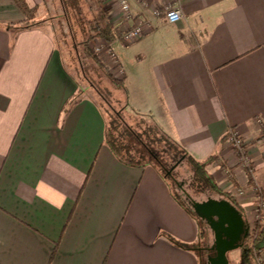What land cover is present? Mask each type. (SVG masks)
I'll use <instances>...</instances> for the list:
<instances>
[{"label": "crops", "instance_id": "1", "mask_svg": "<svg viewBox=\"0 0 264 264\" xmlns=\"http://www.w3.org/2000/svg\"><path fill=\"white\" fill-rule=\"evenodd\" d=\"M128 2L126 20L120 0H106L109 20L120 30L142 22L143 36L118 37L117 62L100 58L124 78L132 110L194 159L217 156L207 171L224 192L248 188L235 200L250 217L258 194L230 133L243 140L255 186L264 187V0ZM169 5L185 19L155 15ZM24 17L14 0H0V264H201L197 250L168 239L196 244L200 229L159 170L118 160L90 98L62 113L78 83L51 32L6 28ZM118 42L138 44L149 60L134 71L116 54Z\"/></svg>", "mask_w": 264, "mask_h": 264}, {"label": "trees", "instance_id": "2", "mask_svg": "<svg viewBox=\"0 0 264 264\" xmlns=\"http://www.w3.org/2000/svg\"><path fill=\"white\" fill-rule=\"evenodd\" d=\"M14 1L25 17L20 23L7 25L6 28L20 32L43 28L44 25L53 23L56 30V34H52L54 44L60 53L65 70L77 81L78 86L80 85L78 80L81 78L86 82L85 86H82L85 92L79 86L77 94L66 102L62 113L67 114L77 102L84 98L89 97L93 100L105 120L104 143L110 147L118 160L127 165L155 166L168 182L176 200L198 220L200 239L196 244L183 243L171 236H168V239L179 248L198 252L201 249L198 245L204 238L201 218H198L186 201L174 191L173 184L177 183L175 170L185 161L194 171L193 187L209 188L214 193L224 195L243 213L248 235L241 247L242 259L239 264H252L253 251L264 250V226H260L256 233H252L244 210L229 193L224 192L217 185L208 173L207 165L215 161L217 156L212 155L204 161L194 159L176 140L162 131L148 115L132 110L128 103L114 104L88 77L86 65L91 64L95 70L100 71L99 73L107 74L114 85L125 86L124 78L115 77L90 46L95 39H102L111 45L118 38L117 26L110 22L108 17L106 0H42V6L34 7H30L26 0ZM42 11L46 15L44 18L40 17ZM86 93L89 96H86ZM98 98H104L102 105L105 107L100 106L97 102ZM227 137L228 135L224 137V140ZM229 174L230 179L235 181L234 176ZM230 263L233 264L231 261ZM201 264H203L202 260Z\"/></svg>", "mask_w": 264, "mask_h": 264}, {"label": "rangeland", "instance_id": "3", "mask_svg": "<svg viewBox=\"0 0 264 264\" xmlns=\"http://www.w3.org/2000/svg\"><path fill=\"white\" fill-rule=\"evenodd\" d=\"M41 13L43 14H41L40 17L44 18L46 16L45 12L42 11ZM54 27L55 26L53 23H49V24L44 25L43 28L55 35L56 30ZM137 45L138 44L126 45L123 42H118V44L116 45L114 49L116 54H118V56L124 55L127 61V64L134 71L137 70L136 67L139 66L140 64L139 62L149 60L146 58V55L144 54V52L138 49ZM90 46L92 50L99 57L101 56V53L103 52L108 53L107 49L109 48V44H106V41L102 39H100L99 41H96V39L92 40V42L90 43ZM94 68L95 67L91 64L86 65V71H87L88 77L92 81H94V83L98 86L101 92L114 104L117 103L118 105H124L128 103V96H127L128 93H127L126 83H125V86L123 87L114 85L111 78L107 74L99 73L100 71H98L97 69L95 70ZM78 81L80 84L79 86L83 90L82 86H85L84 83L86 82L82 78L81 80H78ZM83 92L85 91L83 90ZM85 95L89 96V94L87 93ZM97 102L100 104L102 108L105 107L102 105L104 104V98L103 99L98 98ZM246 166H247V170H248V167L250 169L248 173L250 174L249 177H250V180L252 181V189L255 187L254 191L256 190L258 194V197L256 198L255 202H253L252 204V212H250V217L246 215V217L250 218V220L247 218L248 224L251 229L250 231L252 233H256V231L259 229L260 226H264V187L260 188V187L255 186V178H256L255 171L256 170H255L254 163L248 162ZM175 171L177 172V183L173 184L174 191L178 193L184 201H186L188 206H190L193 211L194 209L192 207L191 199L187 197V193L193 199H195L196 201H200V202L208 200L209 198H226L222 194H217V193L212 192L209 188H205V187L199 188L198 187L196 189L195 187H193L192 181L194 180L195 175H194L192 166L188 162L184 161L181 165H179L176 168ZM247 192H248V188H243V187H240L239 185H235L232 193H229V194L235 200V196H237L238 198H241V197H244ZM233 193H234V196H233ZM201 221L200 223H202V228L204 230V238L201 241V244L198 245V248L199 247H201V249L210 248L214 244V233L211 227H209V225L206 223L205 220L201 219ZM201 249L198 250V254L200 255V258L203 264H209L208 254L210 253V251L207 252ZM229 258L233 264H239V262L242 259V248H237V249L230 251Z\"/></svg>", "mask_w": 264, "mask_h": 264}, {"label": "water", "instance_id": "4", "mask_svg": "<svg viewBox=\"0 0 264 264\" xmlns=\"http://www.w3.org/2000/svg\"><path fill=\"white\" fill-rule=\"evenodd\" d=\"M191 203L197 216L206 220L214 233L213 250L208 258L209 264H231L228 253L241 248L248 235L247 223L243 213L229 199L209 198Z\"/></svg>", "mask_w": 264, "mask_h": 264}, {"label": "built area", "instance_id": "5", "mask_svg": "<svg viewBox=\"0 0 264 264\" xmlns=\"http://www.w3.org/2000/svg\"><path fill=\"white\" fill-rule=\"evenodd\" d=\"M120 3H121V7L124 13H126V16H125L126 20L130 19V14H129L130 4L128 0H120ZM154 13L156 16H160L164 14L166 21L170 24H176V23L181 22L183 19H185V15L182 9L180 7H175L172 5L165 7L163 12L159 10H155ZM116 31H117L118 37L123 39L125 42L130 43L143 36L144 26L142 22H139V24L134 25V27H132L131 29L120 30L117 27ZM107 52L112 57V59H114V61L117 62L116 55L113 52L110 44H109V48L107 49ZM230 135H231V144L233 146V149L235 150L236 154L241 158L243 165L246 166L248 164V160H246L245 158L246 147H245L243 140L238 135H236V133H234L233 131H231ZM245 168L247 169V166ZM249 229H250V226H249ZM253 256L254 257H253L252 264H264V255L262 251L255 249L253 251Z\"/></svg>", "mask_w": 264, "mask_h": 264}, {"label": "flooded vegetation", "instance_id": "6", "mask_svg": "<svg viewBox=\"0 0 264 264\" xmlns=\"http://www.w3.org/2000/svg\"><path fill=\"white\" fill-rule=\"evenodd\" d=\"M187 197L190 198V196L188 195V193H187ZM190 199H191V198H190ZM205 221H206V220H205ZM206 223L208 224L207 221H206ZM208 225H209V224H208ZM209 227H210V225H209ZM213 245H214V244H213ZM213 245H212L210 248H206V249H205V251H207V252L210 251V253L208 254V256L215 254V250H213V248H212Z\"/></svg>", "mask_w": 264, "mask_h": 264}]
</instances>
